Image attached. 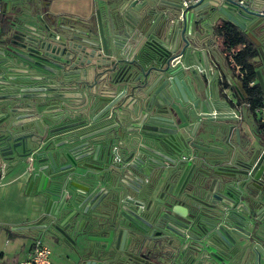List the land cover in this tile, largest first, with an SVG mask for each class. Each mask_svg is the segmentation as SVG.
<instances>
[{"label": "water", "instance_id": "obj_1", "mask_svg": "<svg viewBox=\"0 0 264 264\" xmlns=\"http://www.w3.org/2000/svg\"><path fill=\"white\" fill-rule=\"evenodd\" d=\"M184 1L112 0L103 10L98 7L92 15L77 20L54 17L47 10L49 1L36 0L37 8L34 10L27 5L21 19L25 23H19L30 30L23 47L54 60L59 67L77 65L90 71L110 65V73L121 74L119 79L110 83V96L99 98V101L110 99L98 113L99 122H104L108 116L124 120L142 112L148 121L170 125L167 122L174 119L173 110L180 119H184L181 108L186 106L191 108L192 113L200 111L202 118L227 121L233 118L232 115L217 111L228 107L230 99L225 87L232 82V76L225 79L227 84L221 85L212 65L204 32L207 26L211 24L213 28L222 17L236 24L254 40L259 48L256 81L264 94V0H192L187 4ZM11 4V1H6L4 10H9ZM256 27L259 28L257 33L252 31ZM234 80L243 92L242 81L239 78ZM130 101L135 104L134 107H129ZM203 107L206 111L201 112ZM188 127L185 123L179 124L175 131L159 127L160 148L143 144L148 151L142 161L150 168L159 167L157 178L166 177V169L171 166L180 183L183 175L188 172L189 176L195 165L200 163V157L184 160L185 149L208 150L205 146L211 137L208 127L204 125L197 132L188 131ZM11 129L10 124L0 128L2 149L10 145ZM103 130L101 128L97 132L103 135ZM148 134L152 136L151 132ZM169 147L174 150L177 159L171 158ZM246 151L242 149L238 154L239 165L249 164L245 159ZM27 153H15L9 159L17 162L18 157ZM153 154H157L158 158ZM229 158V153L205 156L210 163L214 160L228 163ZM66 159L70 160L69 163L64 162ZM260 161L264 163L263 158ZM57 166L60 168L58 171ZM112 168L114 174L124 175L118 161L113 163ZM225 170L222 176L211 180L205 177L190 180L195 203L188 215L166 201L170 209L168 219L158 220L154 213L145 218L151 231L146 238L148 245L155 244V240L166 237L168 233L176 236V244L191 237L192 251L186 260L180 258V261L172 262L164 252L157 253L165 259L162 260L164 264H192L195 259H199L198 264H264V215L261 214L264 192L253 188L254 183L247 170ZM29 171L28 188L33 184L35 194L42 197L40 208L33 209L45 208L46 212H51L49 216L53 220L50 225L70 238L72 246L66 253L64 264H127L115 253L98 260V251L84 247L81 240H77L92 225H96L83 216L89 212L86 201L90 202V194L78 180L87 179L89 170L82 169L72 156L65 153L52 154L47 165L30 167ZM236 173L243 176L236 178L239 176ZM202 194L205 197L200 200ZM67 211L70 212L62 220L55 222ZM39 221L35 220L36 223ZM16 227L28 229L41 226L29 224ZM155 227L164 234L153 236ZM189 229H193V234L188 232Z\"/></svg>", "mask_w": 264, "mask_h": 264}, {"label": "flooded vegetation", "instance_id": "obj_2", "mask_svg": "<svg viewBox=\"0 0 264 264\" xmlns=\"http://www.w3.org/2000/svg\"><path fill=\"white\" fill-rule=\"evenodd\" d=\"M12 1L10 9L3 10L0 15V128L8 124L12 127L8 140L10 145L2 149L3 143L0 144V179L10 173H14L8 180L11 184L24 179L23 193L29 200L31 212H35L34 221L25 225L41 226L24 229L27 237L33 238L37 232L45 234L63 261L72 246L70 238L50 225L53 220L49 216L51 212H46L45 208L33 209L40 208L42 197L35 194L33 184L28 188L30 167L47 165L52 154L67 153L82 169L89 170L87 179L78 180L90 194V202L86 201L89 212L83 216L96 225L77 240L80 239L84 247L98 251V260L115 253L127 264H164L162 260L165 259L157 255L161 252L172 262L180 261V258L186 260L192 251L191 237L176 244V236L168 233L166 237L155 240V244L148 245L146 238L151 231L146 219L152 213L158 220L168 219L170 209L166 201L188 215L195 203L190 182L193 177L211 180L222 176V172L227 171L225 169H243L249 173L253 188L264 192V163L259 162L264 159V141L249 111V104H243L244 91L239 90L234 78L242 79L235 71V77L231 74L232 82L225 91L230 99L228 107L217 111L232 115L233 118L227 121L202 118L200 111L192 113L186 106L181 108L184 119H180L173 110L174 119L167 122L170 125L148 121L142 112L124 120L108 116L104 122H99V111L110 102V99L99 101V98L110 96V83L119 79L121 74L110 73V65L90 71L77 65L59 67L54 60L23 47L30 30L19 23H25L21 19L27 5L34 10L37 8L36 0ZM43 1L46 3L48 0ZM53 28L58 30V27ZM128 105L135 106L131 101ZM203 111H206L204 107ZM181 123L189 125L188 131L194 132L206 125L211 137L205 143L207 151L192 147L185 149L184 160L200 157V163L195 165L189 176L186 172L178 183L179 176L174 175L171 166L166 169V177L157 178L159 167L150 168L142 160L148 151L143 144L160 148L159 127L175 131ZM101 128L104 129L103 135L97 132ZM242 149L247 150V166L237 162ZM26 152L27 155L18 157L17 162L9 159L15 153ZM168 153L172 159H177L171 147ZM226 153L230 155L228 163L205 160V156ZM153 156L158 158L157 154ZM69 161L66 159L64 162ZM115 161L122 165L124 175L114 174L112 165ZM58 166L56 171L60 170ZM224 166L227 167L222 169ZM240 176L243 175L236 178ZM204 197L202 194L200 200ZM68 212L56 218L55 222L62 220ZM261 214L264 215V210ZM35 220L40 221L36 223ZM188 232L193 234L194 231L189 229ZM162 234L164 232L155 227L153 236ZM198 262L199 259H195L192 264Z\"/></svg>", "mask_w": 264, "mask_h": 264}, {"label": "crops", "instance_id": "obj_3", "mask_svg": "<svg viewBox=\"0 0 264 264\" xmlns=\"http://www.w3.org/2000/svg\"><path fill=\"white\" fill-rule=\"evenodd\" d=\"M13 3L12 0H9ZM49 1V2H48ZM47 10L55 16H65L76 18L77 20L81 18H87L91 15L92 12H95L99 7L100 10H103L112 0H48ZM255 3V1H254ZM111 5V4H110ZM223 19H219L215 22L214 27L207 26L204 36H206V46L208 47V52L211 57L212 65L214 69L217 64V67L221 70L222 76L227 79L229 75L235 77L234 69L230 66L226 60L224 48H223V38L222 36L216 34L215 26L220 23ZM259 30L258 27L252 29L255 33ZM212 37L214 40L212 41ZM256 62H259V58L255 57ZM14 173H10L6 178L0 179V235L4 231L9 237H20L25 238L26 233L24 229L17 228L16 226H24L26 222H29L33 218V214L30 210V203L25 197L23 191L25 182L22 179V182L11 184L8 180L12 178ZM20 179V178H19ZM42 235V239L52 248V263L53 264H64L62 256L58 254V251L55 250V247L45 238V234L37 232L35 236ZM33 237V238H34ZM25 251L26 257L28 249L31 245L32 239ZM0 254H4V251L0 246ZM22 258V259H23ZM21 260V259H20ZM19 261V260H18Z\"/></svg>", "mask_w": 264, "mask_h": 264}, {"label": "trees", "instance_id": "obj_4", "mask_svg": "<svg viewBox=\"0 0 264 264\" xmlns=\"http://www.w3.org/2000/svg\"><path fill=\"white\" fill-rule=\"evenodd\" d=\"M215 32L222 36L225 48L237 46L234 60L244 72V75L241 77L244 86V100L249 103V111L256 120L260 137L264 141V120H261L255 112V108L264 101L262 88L256 81V68L259 65L255 57L259 54L258 45L244 30L227 19H223L215 26ZM251 80H255L253 84H249ZM224 83L227 84L226 81Z\"/></svg>", "mask_w": 264, "mask_h": 264}, {"label": "built area", "instance_id": "obj_5", "mask_svg": "<svg viewBox=\"0 0 264 264\" xmlns=\"http://www.w3.org/2000/svg\"><path fill=\"white\" fill-rule=\"evenodd\" d=\"M6 1L9 0H0V15L4 10V3ZM188 1H192V0H185L184 3L187 4ZM223 48L228 64L233 67L236 74L242 77L244 75V72L241 70L240 65L237 64L234 60V54L237 50V46H230L228 48H225V45L223 43ZM214 65L216 66V71L219 76L221 85H225L224 84L225 80L224 77L222 76L221 70L217 67L216 63H214ZM253 82L254 80H251L249 81V84H252ZM226 88L227 87H225V89ZM243 104L248 105L249 103L247 101H243ZM255 112L257 113V115L260 117L261 120H264V101L261 105L255 108ZM18 264H53L51 247L42 239L41 236H35L32 239L26 257L19 260Z\"/></svg>", "mask_w": 264, "mask_h": 264}, {"label": "rangeland", "instance_id": "obj_6", "mask_svg": "<svg viewBox=\"0 0 264 264\" xmlns=\"http://www.w3.org/2000/svg\"><path fill=\"white\" fill-rule=\"evenodd\" d=\"M30 240V237H8L5 231L4 233L2 232L0 235V246L4 254H0V264H18V260L24 257Z\"/></svg>", "mask_w": 264, "mask_h": 264}]
</instances>
